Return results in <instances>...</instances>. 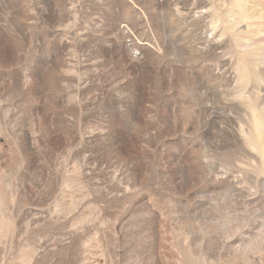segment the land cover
Returning <instances> with one entry per match:
<instances>
[{
  "label": "rangeland",
  "instance_id": "rangeland-1",
  "mask_svg": "<svg viewBox=\"0 0 264 264\" xmlns=\"http://www.w3.org/2000/svg\"><path fill=\"white\" fill-rule=\"evenodd\" d=\"M0 264H264V0H0Z\"/></svg>",
  "mask_w": 264,
  "mask_h": 264
},
{
  "label": "bare ground",
  "instance_id": "bare-ground-1",
  "mask_svg": "<svg viewBox=\"0 0 264 264\" xmlns=\"http://www.w3.org/2000/svg\"><path fill=\"white\" fill-rule=\"evenodd\" d=\"M237 3V2H236Z\"/></svg>",
  "mask_w": 264,
  "mask_h": 264
}]
</instances>
